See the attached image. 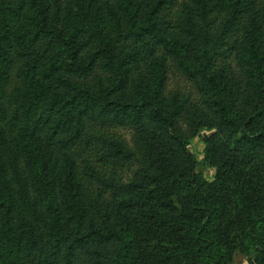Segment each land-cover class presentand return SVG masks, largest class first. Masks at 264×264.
Instances as JSON below:
<instances>
[{"label":"trees","instance_id":"16d2710c","mask_svg":"<svg viewBox=\"0 0 264 264\" xmlns=\"http://www.w3.org/2000/svg\"><path fill=\"white\" fill-rule=\"evenodd\" d=\"M235 254L264 264V0H0V264Z\"/></svg>","mask_w":264,"mask_h":264},{"label":"rangeland","instance_id":"374dc122","mask_svg":"<svg viewBox=\"0 0 264 264\" xmlns=\"http://www.w3.org/2000/svg\"><path fill=\"white\" fill-rule=\"evenodd\" d=\"M167 87L169 91H177L185 96H190L193 103L197 101L196 94L192 86L175 72L170 73ZM18 95L19 93L17 91H13L11 94L12 109H14L15 101L17 100ZM212 133L213 131L201 129L191 139L189 144L190 152L196 157L199 163L197 167V173L209 182L213 181L217 174V170L215 168H210L203 164L205 158V139L209 137ZM123 134L127 138V140H131V132L127 131ZM231 264H248V261L246 257L240 256L239 254H235Z\"/></svg>","mask_w":264,"mask_h":264}]
</instances>
